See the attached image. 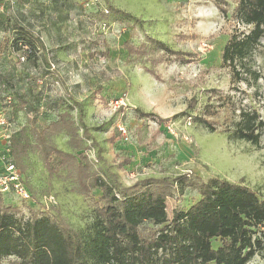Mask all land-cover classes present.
<instances>
[{"label":"rangeland","instance_id":"374dc122","mask_svg":"<svg viewBox=\"0 0 264 264\" xmlns=\"http://www.w3.org/2000/svg\"><path fill=\"white\" fill-rule=\"evenodd\" d=\"M12 1L13 17L30 25L47 49V61L41 53L36 64L22 62L21 52L11 46L13 30L7 31L0 24V109L15 97V92L40 99L32 101L18 116L6 104L13 130L33 116L40 121L44 116L48 120L56 118L63 107L59 98L69 93L87 104L85 121L106 159L97 164L111 165L124 184L148 176L193 173L203 179H244L264 197V129L259 146L232 139L226 131L238 121L241 109L256 110L264 119V39L240 63L241 81L234 82L232 70L222 65L221 53L230 35L237 29H249L232 17L233 0L223 3L228 14L213 0H112L143 18L145 31L186 52L173 54L153 67L158 76L146 71L150 62L131 57L123 47L125 40L140 43L144 29L103 19L105 0ZM193 97L198 104L190 110L188 104ZM229 97L236 113L229 109ZM207 103L218 108L213 119L219 128L213 133L184 114L189 111L195 117ZM136 108L166 121L159 122L153 116L140 119ZM159 127L162 132L155 146L141 143L140 138L150 137ZM67 139L61 135L57 142L67 149ZM1 141L4 139L0 136ZM96 152L97 147L90 156L96 158ZM126 157L131 163L119 168ZM27 163L26 178L24 174L22 177L27 186L31 184L32 198L23 201L14 194L10 198L25 215L35 204V208L58 212L75 228H83L92 220L98 191L90 198L73 192L69 183L49 175L37 154L32 153ZM196 196V190L188 189L182 196L169 198V217ZM10 260L3 264H12ZM248 264H264V251Z\"/></svg>","mask_w":264,"mask_h":264},{"label":"trees","instance_id":"16d2710c","mask_svg":"<svg viewBox=\"0 0 264 264\" xmlns=\"http://www.w3.org/2000/svg\"><path fill=\"white\" fill-rule=\"evenodd\" d=\"M213 1L228 14L225 0ZM233 1L232 17L249 29H237L230 35L221 59L222 65L232 70L233 81L238 82L244 79L240 63L264 39V0ZM13 5L12 0H0V24L7 31L13 30L12 48L21 52L22 62L30 60L36 64L41 53L47 61L44 41L30 25L13 17ZM101 15L107 21L131 27L140 25L144 29L140 43L125 40L123 47L131 57L150 62L153 66L146 65V71L155 76L158 73L153 67L173 54L186 53L145 31L143 18L118 7L112 0H105ZM9 100L5 103L18 116L32 101L40 99L15 92ZM59 100L63 107L56 118L48 120L44 116L40 121L33 116L16 130L4 104L0 113L12 123V129L10 138L0 142V173L3 163L10 161L26 178L28 159L32 153L37 154L49 175L69 183L73 192L86 198L92 197L94 191L100 193L93 200L92 220L83 228H75L58 212L35 208V204L25 215L11 201L14 193L0 190V264L7 259L12 264H248L264 251V197L246 185L244 179L232 182L219 176L203 179L184 173L175 177L148 176L126 185L111 165L97 164L106 159L85 121L86 102L69 93ZM228 100L229 109L236 113L234 102L230 97ZM197 104L193 97L188 106L191 110ZM217 109L207 103L195 117L189 111L184 114L213 133L219 128L218 121L213 119ZM135 113L140 119L153 116L159 122L166 121L141 108H136ZM263 129L264 119L256 110L241 109L238 121L226 131L232 139L259 146ZM161 132L160 127L156 128L150 137L140 138L141 143L155 146ZM61 135L68 138L67 149L57 142ZM112 140L115 141L114 137ZM95 147L96 158H92L90 152ZM130 163L129 157L123 158L118 167ZM188 189L196 190L197 196L174 209L169 217L168 199L176 194L182 196Z\"/></svg>","mask_w":264,"mask_h":264},{"label":"built area","instance_id":"2783aa9c","mask_svg":"<svg viewBox=\"0 0 264 264\" xmlns=\"http://www.w3.org/2000/svg\"><path fill=\"white\" fill-rule=\"evenodd\" d=\"M2 9V7H1ZM12 123L7 119L5 114L0 113V131L1 137L8 140L11 135ZM0 190L4 193L13 192L23 201L31 200V192L25 184L21 172L17 166L6 161L3 163V171L0 173Z\"/></svg>","mask_w":264,"mask_h":264},{"label":"crops","instance_id":"0c3cea01","mask_svg":"<svg viewBox=\"0 0 264 264\" xmlns=\"http://www.w3.org/2000/svg\"><path fill=\"white\" fill-rule=\"evenodd\" d=\"M0 136H1V134H0Z\"/></svg>","mask_w":264,"mask_h":264}]
</instances>
